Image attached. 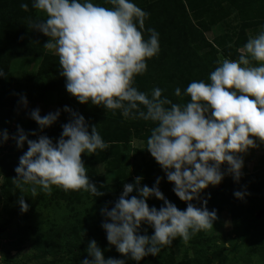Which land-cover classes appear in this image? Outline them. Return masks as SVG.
<instances>
[{"label": "clouds", "instance_id": "clouds-1", "mask_svg": "<svg viewBox=\"0 0 264 264\" xmlns=\"http://www.w3.org/2000/svg\"><path fill=\"white\" fill-rule=\"evenodd\" d=\"M111 7L94 4L93 0H32V7L46 14V20L34 26L49 37L44 47L58 54L66 90L80 103L120 110L125 118L151 121L155 125L146 141V149L174 183L173 192L188 202L179 210L169 202L157 186L138 187L124 184L123 192L111 210L102 214L111 222L102 223L106 239L117 252L139 262L151 254L156 256L164 246L179 237L188 241L192 235L213 227L215 211L196 207L197 199L209 185L223 179L220 167L229 166L234 179H239L242 160L238 154L254 147L258 138L264 143V30L249 36L236 60L222 59L208 76V81H192L184 90L189 102L180 105L163 97L155 88L149 96L133 86L134 77L147 69L146 61L159 52V34L148 28L147 13L133 0H105ZM20 7L27 11L28 4ZM4 75L0 70V76ZM176 96L181 95L179 88ZM26 104V98H22ZM65 111H71L67 107ZM59 111L43 117L39 110L31 118L43 129L56 121ZM71 122L62 126L56 143L47 136L29 140L22 129L16 137L18 147L27 141L28 150L15 168L17 187L23 192L30 185L33 196L37 189L50 194L52 186L64 191L100 193L86 175L81 154H93L109 148L96 127L91 128L82 115L72 113ZM3 139H8L7 132ZM160 182L158 177L156 185ZM136 188L140 198L128 197ZM242 198V193H234ZM164 201L157 210L149 208L146 198ZM206 204V201H204ZM21 211L28 205L20 200ZM154 229L151 236L140 235L141 224ZM86 252L89 258L80 264H125L124 260L105 259L95 240Z\"/></svg>", "mask_w": 264, "mask_h": 264}, {"label": "trees", "instance_id": "trees-1", "mask_svg": "<svg viewBox=\"0 0 264 264\" xmlns=\"http://www.w3.org/2000/svg\"><path fill=\"white\" fill-rule=\"evenodd\" d=\"M133 2L148 14L144 22V38H148V28L154 29L159 34V52L146 61V71L134 77L133 86L149 96L153 89L159 88L162 90V98L166 97L180 105L190 100L183 94L188 84L199 80L209 82L208 76L217 66L216 47L223 45L218 43L213 46L204 37L205 31H208L222 16L234 12L240 21L238 32L232 44L222 48L224 49L222 52L231 60H235L237 49L242 48L247 41L245 30L257 25L264 26V0H155L152 2L133 0ZM22 3L28 4L27 11L20 7ZM93 3L111 7L105 3V0H93ZM45 20L46 17L32 7V0H0V70L4 73L0 76V107L4 106L5 101L11 99L13 94L11 63L19 59L39 58L30 87V100H43L46 92H52L57 106L95 115L92 120H85L89 133L95 126L109 148L104 151L97 150L93 154L82 153L81 160L90 183L94 184L102 194L94 196L83 190L64 191L54 186L50 194L37 189V194L33 196L30 185H24L21 192V188L17 187L18 174L15 168L18 167L23 152L28 150V144L25 141L22 147H18L16 137L19 132L18 130L13 132L9 128L7 135L10 139L8 138L6 142L9 143L7 155L10 156L11 161H7L6 154H2L0 168H2L3 183L0 195H4L6 186L11 184L28 205L29 210H33L40 202L46 207L59 198L68 204L71 214L66 218L75 219L61 225V230H43L41 222L30 225L25 237L35 238L36 250L48 253L60 249L62 252L57 260L48 261L46 258H41L36 261L31 260L30 264H80L81 260L90 259L86 247L91 240L96 241L105 259L123 260V254L117 252L115 246L110 245L106 239V231L102 228V223L107 218L101 210H111L114 207L123 192L124 184L136 185V178L140 177L138 187L157 186L163 196L179 210H185L188 202L181 201L175 195L174 183L167 180L162 167L146 149V141L152 128L155 127L153 122L125 118L120 110H106L103 106L91 104L90 101L80 103L75 96L67 92L66 78L60 74L62 69L58 55L48 53L47 48L44 47L49 37L34 28L36 24ZM176 88L181 90L180 96L174 94ZM10 104L13 107L18 106V102L13 100ZM40 115L45 116V114ZM71 121L70 118L58 116L54 123L41 129L29 113L18 114L16 118L17 129H22L27 139L38 140L40 136H47L53 143L59 140L63 131L62 126ZM133 139L142 141L143 147L133 146ZM99 164H104L112 173L111 183H106L104 175L96 172L95 167ZM223 165L225 169L220 168V170H223V178L227 177V179L225 183L223 179L219 183V191L215 194L205 188L191 203L198 208L206 207L210 212L214 211V206L217 205L216 209L227 208L232 216L248 215L255 220V210L264 208V167L246 176L240 175L237 180L230 175L227 163ZM12 175L14 180L9 182L8 179L12 180ZM158 177L160 182L156 185ZM237 191L243 194L242 198L234 195ZM132 196L140 198L135 187L126 198ZM80 203L84 205L82 209L78 208L77 204ZM146 203L149 208L156 207L157 210L164 206V201L155 196L146 198ZM9 222L10 218L6 219L3 226H8ZM107 222L111 221L107 220ZM75 226L80 230H73ZM153 233L154 229L151 226L141 224L140 235L151 236ZM207 242L205 237L192 239L190 241L192 256L189 259L176 263L170 260L166 264H211L207 250L204 248ZM255 247L264 248V238L257 241ZM160 259L159 254L156 256L149 254L140 260V264H162Z\"/></svg>", "mask_w": 264, "mask_h": 264}, {"label": "rangeland", "instance_id": "rangeland-1", "mask_svg": "<svg viewBox=\"0 0 264 264\" xmlns=\"http://www.w3.org/2000/svg\"><path fill=\"white\" fill-rule=\"evenodd\" d=\"M146 1L152 2L155 0ZM214 7L216 8L217 6L214 4ZM39 12L46 17L44 12ZM239 24L240 21L236 14L229 12L227 16H222L208 31L203 33L204 37L213 46L218 43L221 46L223 45L222 47H216L217 61L225 58L230 59L223 55L222 51L224 49L222 48L232 44L238 32ZM262 30H264L263 25L248 28L245 30L246 38L255 36ZM242 49L243 47L237 49L236 59L239 57V50ZM46 51L58 55L54 49H46ZM39 61V58L19 59L14 60L10 66L13 94L11 99L5 101V105L0 107V158L2 154H6L7 161H11L10 156L7 155L9 143L3 139V135L9 128L13 132L19 129H17L16 122L18 114H31L33 110L38 109L39 114H55L59 111V116L70 119H73L72 113L82 115L85 120H92L95 116L94 114L79 113L73 110L65 111V108L56 105L55 95L52 92H46L43 100H30V87L32 86ZM22 98H26V104L22 101ZM12 100L13 102H18L17 107H13L10 104ZM250 138L254 140L255 146L249 147L245 152L238 154L243 162L240 175L244 176L264 167V143L254 137ZM132 145L143 147V142L133 139ZM95 168L98 174L104 175L106 183L113 181L112 173L107 170L104 164H99ZM220 168L224 170L225 165L222 164ZM1 173L2 168H0V190L3 183ZM226 179L227 177L223 178V183L226 182ZM13 180L14 175H12V180L8 179L9 182ZM206 188L209 192L216 194L219 191V184L215 186L209 185ZM21 199L23 198L11 187V184L6 186L5 194L0 195V264H30L31 260L36 261L41 258H46L48 261L57 260L62 253L60 249L43 253L35 249V238L32 236L25 237V234L28 233L26 230H30L29 226L37 222L42 223L43 230H61V225L74 219L66 218L67 215L71 214L67 207L68 204L64 200L57 198L46 207L40 202L33 210H29L27 207L26 211H21ZM77 205L81 209L84 207L82 203ZM216 208L217 205L213 209L216 213L213 227L192 235L186 242L177 237L172 241L171 245L164 246L161 249L159 255L161 256L162 264H166L170 260L176 263L189 259L192 256L190 241L199 237H205L208 240L204 248L207 250L211 264H264V248L255 247L256 242L264 238V208L255 210V220L248 215L232 216L227 208ZM8 218H10L8 226H3V222ZM21 219L22 221H20ZM51 226H53L52 229H50ZM73 230L80 229L75 226ZM123 260L125 264H140V261L137 262L125 255H123Z\"/></svg>", "mask_w": 264, "mask_h": 264}, {"label": "built area", "instance_id": "built-area-1", "mask_svg": "<svg viewBox=\"0 0 264 264\" xmlns=\"http://www.w3.org/2000/svg\"><path fill=\"white\" fill-rule=\"evenodd\" d=\"M8 138L10 139V136H8Z\"/></svg>", "mask_w": 264, "mask_h": 264}, {"label": "crops", "instance_id": "crops-1", "mask_svg": "<svg viewBox=\"0 0 264 264\" xmlns=\"http://www.w3.org/2000/svg\"><path fill=\"white\" fill-rule=\"evenodd\" d=\"M31 102H33V101H31Z\"/></svg>", "mask_w": 264, "mask_h": 264}]
</instances>
